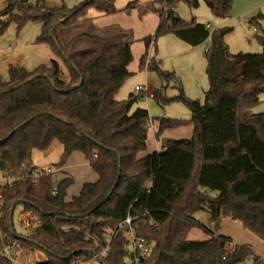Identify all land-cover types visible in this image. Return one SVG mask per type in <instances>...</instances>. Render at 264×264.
<instances>
[{"label":"trees","instance_id":"obj_1","mask_svg":"<svg viewBox=\"0 0 264 264\" xmlns=\"http://www.w3.org/2000/svg\"><path fill=\"white\" fill-rule=\"evenodd\" d=\"M46 1L10 0L0 16V35L13 21L19 28L29 21H41L36 41L48 43L68 69L65 77L60 62L53 59L33 70L11 65L8 80L0 75V170L4 178L16 177L12 185L0 186L5 198L0 264H9L2 251L10 243L17 250L42 252L44 258L36 264L92 261L101 250L96 241L103 243L108 229L116 232L108 257L100 261L127 264L128 227L121 223L128 216L140 236L155 242L144 264L262 262L248 244L238 243L228 253L225 245L231 238L215 231L219 224L212 231L195 215L209 209L213 220H239L264 241V112H253L264 92V14L251 21L260 27L257 37L263 51L230 54L223 33L213 36L206 24L195 19L188 22L175 11L180 0L154 1L159 5L152 10L160 21L154 36L144 38L146 51L140 69L163 75L161 61L149 56L150 46L161 35L173 33L192 46L211 36L215 39L207 51L210 88L204 103L189 98L181 85L180 93L171 98L154 91L157 100L181 101L192 112L189 120L159 118L157 137L167 129L193 125L192 137H163L162 150L141 157L148 147L150 112L144 107L134 109L142 95L130 93L126 100L117 99L132 75V40L117 42L113 36L91 30L62 39L64 29L85 26L92 8L106 15L121 11L115 0H83L73 8L55 9L48 8ZM185 1L190 8L201 2ZM203 1L222 18L232 8V0ZM139 3L130 1L122 10L130 12ZM80 38L97 40L100 45L76 52L74 44ZM55 141L63 145L57 166L81 152L98 175L71 200L72 176L64 175L58 182L56 173L37 180L22 176L23 164L34 167V150L47 151ZM202 188L219 191V195L211 197ZM19 205L40 223L27 234L17 233L14 227ZM194 228H202L209 236L190 239Z\"/></svg>","mask_w":264,"mask_h":264},{"label":"rangeland","instance_id":"obj_2","mask_svg":"<svg viewBox=\"0 0 264 264\" xmlns=\"http://www.w3.org/2000/svg\"><path fill=\"white\" fill-rule=\"evenodd\" d=\"M83 0H47L48 8H73ZM134 0H115L116 6L123 9L128 2ZM139 7H155L159 5L155 0H138ZM10 5V0H0V16ZM179 15L188 22L193 19L200 23H204L211 27L212 33L220 35L223 33L224 45L230 54L240 52L261 53L263 46L260 43L257 35L261 34L260 27L253 24V18L264 14V0H232V8L226 17L216 16L207 3L201 0L199 7L190 8L185 0H180L177 5ZM97 11L92 8L89 10V15L95 14ZM88 15V16H89ZM157 15V14H156ZM116 23L126 28L130 36L134 40L132 51L134 59L129 65L132 75L125 81L117 94L119 100H126L131 92H134L137 85H142L150 88L152 91L158 90L166 97H174L180 93L179 86L184 89L185 94L194 100L205 102L206 91L210 88L209 76L207 73V51L213 44L215 37L211 36L208 40L198 46H192L178 38L173 33L164 34L158 37L156 42H153L149 48V56H154L161 61L163 75L154 70L140 69L141 56L146 51L144 38L155 34V16L148 14L142 16L139 10L133 13L122 11L115 16ZM88 26V25H87ZM86 25L82 28H66L62 31L63 40L67 41L73 35L90 30ZM41 21H29L23 27L19 28L18 24L11 22L5 31L0 35V75L3 80L9 79V68L11 65L25 67L28 70H33L41 64H50L55 59L58 60L64 71V76L68 77V69L63 59L58 56L48 43H39L36 41L41 33ZM119 29L107 30L101 35L103 37L113 36V41L118 39ZM92 32V31H91ZM96 34L95 32H92ZM97 35V34H96ZM100 45V42L90 38H80L74 44V51H86L95 49ZM224 63V68L227 66ZM165 71L168 74H165ZM227 71V70H226ZM173 74L175 77L170 76ZM227 74V72H226ZM147 108L151 116L149 147L154 149L157 145L155 139V129H159V118H177L189 120L192 117V112L181 101H170L164 103L154 97L145 96L141 98L135 107ZM254 113L264 112V92L260 94V103L253 108ZM193 125H185L175 129H167L164 137L184 138L187 135V127ZM158 131V130H157ZM63 145L59 141H55L51 148L47 151L37 150L34 153L35 162H42L50 159L59 161ZM63 153V152H62ZM87 159L83 153H73L69 158V169L67 172H59L55 174V181L58 182L64 175L72 176L74 183L68 189L69 196L79 194L84 183L95 182L98 178L92 167L86 163ZM56 165V164H55ZM57 166V165H56ZM4 182V174L0 170V184ZM204 192L219 195V191L209 188H202ZM22 206L19 205L14 213V227L17 233H29L31 227H26L24 224L25 217H21ZM196 218L206 228L214 231L218 224L214 222V227L211 225V213L209 209L199 211ZM22 218V219H21ZM37 219V218H36ZM219 228L215 230L218 234L229 236L231 239L242 240L246 234L254 236V233L243 227L239 220L225 218L219 221ZM107 234H111L108 229ZM192 235V234H191ZM234 240V241H235ZM264 253V252H263ZM14 264H36L40 259L44 258V254L40 251L27 252L16 250ZM127 260V259H126ZM251 263V262H250ZM91 264H103L99 259H94ZM127 264H131L129 259ZM264 264V260L259 262Z\"/></svg>","mask_w":264,"mask_h":264},{"label":"built area","instance_id":"obj_3","mask_svg":"<svg viewBox=\"0 0 264 264\" xmlns=\"http://www.w3.org/2000/svg\"><path fill=\"white\" fill-rule=\"evenodd\" d=\"M165 2H170L172 0H164ZM175 11H177V7L175 8ZM210 27V26H209ZM211 28V27H210ZM136 94L142 95L143 97L145 94L147 97H154V91H152L150 88H147L142 85H137L135 88ZM142 97V98H143ZM58 170L57 166L55 165H47L43 167H27L26 164H23V175H28L32 177L33 179H39L43 176L50 175L56 173ZM16 177H8L4 178V182L0 184H10L12 185ZM57 192L56 186L54 187V193ZM4 208H5V198L4 194L0 190V220L4 216ZM25 217L24 219V224L26 227H31L35 229L40 223L36 219V215L30 213V212H23L21 213V217ZM22 219V218H21ZM214 223V221H213ZM121 225H124L128 227V256L127 260L129 259V262L131 264H144V261L151 255L155 242L154 241H149L147 238L140 236L138 234V231L135 226H133V219L131 216H128L122 223ZM116 230H111V234H105L103 243H101L100 240L96 241V244L98 247L101 246V250L95 255L96 259L103 260L108 257L110 250H111V243L114 239V234ZM237 242L234 240H228L226 242L225 248L228 253L234 252L236 247H237ZM17 248L15 244L10 243L6 245L2 251V256L6 258L9 262V264H14L15 263V252ZM77 264H91V261H83L79 262Z\"/></svg>","mask_w":264,"mask_h":264},{"label":"crops","instance_id":"obj_4","mask_svg":"<svg viewBox=\"0 0 264 264\" xmlns=\"http://www.w3.org/2000/svg\"><path fill=\"white\" fill-rule=\"evenodd\" d=\"M120 10L121 11H119L117 13L109 14V15L102 14V13H100V12H98L96 10L97 12L95 14H92V15L91 14L90 15L88 14L89 15L88 18L90 20L87 21L85 25L86 26L88 25L87 27L92 32H95L97 35H100V36L104 33V31L119 29L120 30L118 32L119 35H120L119 37H122V38L120 40H118L117 42L126 41V40H132V45H133L134 40L130 36L129 31L126 28H123V27L119 26L116 23V21H115V16L117 14H119L120 12L123 11L122 9H120ZM136 10H139V14L141 15V17L142 16H147L148 14H152V15L155 16V27H154V29L156 31V29H157V27L159 25V21H160L159 14L155 13L152 10V7H150V8H148V7L147 8L146 7H143V8L138 7V8H135L132 11L127 12V13H133ZM150 58H152V55H150ZM131 93H136V92L134 90V92H131ZM117 99H119V98L117 97ZM137 107H134V109L137 108ZM157 130H159V129H155V132H154L157 145L155 146L154 149H150V147H149L150 130H149L148 141H147L148 147H147V149L145 151H143L140 154L141 157H143V156H145V155H147V154H149V153H151L153 151H160V150L163 149L161 138H163L164 135L162 134L161 138H158L157 137V133H158ZM193 131H194V127H192V128L190 126L187 127V133L188 134H191V136L193 135ZM164 133H165V131H164ZM189 136L190 135H187L184 138H190ZM164 138H167V137H164ZM172 138H179V137H172ZM35 151H37V150H34L33 157H32V162H33V166L34 167H43V166H47V165H55V164H57L59 162V161H56L58 159H55L54 161H51L50 159H47L46 161L35 162V160H34V153H35ZM62 152H63V150H62ZM62 152H61V154H62ZM75 153H77V152H75ZM86 163H88L90 165V163H89L88 160H87ZM69 167H70V165H69V159H68V161L64 165L57 166V168H58L57 173H59V172H67V170L69 169ZM81 190H82V188H81ZM81 190H80V192H81ZM80 192H79V194H80ZM79 194H77V195H79ZM205 194H207V195H209L211 197H215L212 193L209 194V193L205 192ZM77 195H74V196H77ZM74 196H69V192H68V200H71ZM223 219H225V218H222L221 220H223ZM213 221L214 222H217V221L216 220H213V219L211 220V225L214 227ZM218 224H219V221H218ZM31 229L33 230V228H31ZM208 236H209V234H207L202 228H194L189 233V238L190 239H195V240H203V239H206ZM229 238H231V237H229ZM232 240H235V239H232ZM235 242H237L239 244H248V245H250L251 247H253V249L256 251V253L259 254L262 257V259H264V253H263L264 252V241L261 238H259L257 235L254 234V236H252V235L246 234L245 237L242 238V240H235Z\"/></svg>","mask_w":264,"mask_h":264},{"label":"water","instance_id":"obj_5","mask_svg":"<svg viewBox=\"0 0 264 264\" xmlns=\"http://www.w3.org/2000/svg\"><path fill=\"white\" fill-rule=\"evenodd\" d=\"M165 74H168V72H167V71H165ZM102 262H103V260H102Z\"/></svg>","mask_w":264,"mask_h":264}]
</instances>
